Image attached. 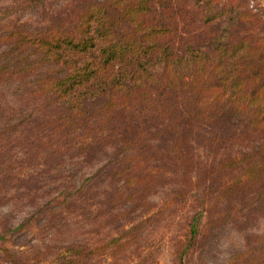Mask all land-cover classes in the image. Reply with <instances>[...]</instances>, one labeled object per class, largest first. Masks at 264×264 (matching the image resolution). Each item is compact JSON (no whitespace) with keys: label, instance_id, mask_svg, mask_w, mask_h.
<instances>
[{"label":"trees","instance_id":"obj_1","mask_svg":"<svg viewBox=\"0 0 264 264\" xmlns=\"http://www.w3.org/2000/svg\"><path fill=\"white\" fill-rule=\"evenodd\" d=\"M250 1H89L75 29L49 32L37 47L36 34L11 31V49L32 57L26 68L43 64L25 90L61 108L50 128L87 131V139L117 129L119 200L156 190L165 169L179 190L203 186L206 196L228 186L264 189V7ZM196 141L217 155L240 141L247 149L198 167ZM199 168L203 178L193 180ZM235 170L234 181L218 174ZM202 218L194 215L188 245Z\"/></svg>","mask_w":264,"mask_h":264},{"label":"rangeland","instance_id":"obj_2","mask_svg":"<svg viewBox=\"0 0 264 264\" xmlns=\"http://www.w3.org/2000/svg\"><path fill=\"white\" fill-rule=\"evenodd\" d=\"M89 1L103 0H0V264H264V189L228 186L206 196L203 186L179 190L165 169L156 190L119 200L117 129L108 126L102 137L96 129L92 140L87 131L62 136L50 128L61 108L25 90L43 64L26 68L32 57L11 49L17 33L9 34H36L37 47L49 32L75 29ZM250 3L264 7V0ZM245 146L240 141L217 155L214 145L196 141L194 159L210 166ZM218 174L234 181L237 171ZM191 177L202 180L200 168ZM198 212L201 231L188 245Z\"/></svg>","mask_w":264,"mask_h":264}]
</instances>
